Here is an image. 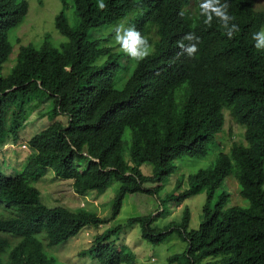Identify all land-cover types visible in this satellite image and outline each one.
<instances>
[{
  "label": "trees",
  "instance_id": "1",
  "mask_svg": "<svg viewBox=\"0 0 264 264\" xmlns=\"http://www.w3.org/2000/svg\"><path fill=\"white\" fill-rule=\"evenodd\" d=\"M257 1L229 0L240 31L228 39L217 20L210 27L203 23L200 0H103L104 10L99 0H73L75 26L66 13L68 0H61L55 26L67 40L58 46L46 33L39 44H20L15 65L3 76L13 52L10 33L26 20L30 4L0 0V161L8 142L26 141L30 149L26 159L16 160L22 168L15 176L0 168L3 226L11 247L2 264H55L46 246L108 223L128 194L156 192L163 177L176 170V160L206 156L223 131L224 107L245 127V141L233 142L211 167L193 173L188 189L179 192L180 181L168 195L181 203L207 191L199 227L189 229V207L179 230L172 224L153 229L150 215L133 217L129 224H140L142 237L153 244L177 230L188 246L170 256L169 264L209 259L205 264H264V50H257L252 39L264 28V9ZM127 16L152 45L143 61H134L114 43L109 47L112 33L89 35ZM193 31L201 38L198 52L176 59V42ZM123 75L127 78L118 88ZM49 99L53 108L45 112L41 106ZM143 164L153 167L152 175L142 172ZM234 167L249 207H226L227 193L213 203L215 190ZM50 172L72 180L79 195L100 193L118 182L111 218L86 206H47L35 184ZM119 232L120 227L108 228L96 235L80 255L95 256L99 264H137L129 245L112 241Z\"/></svg>",
  "mask_w": 264,
  "mask_h": 264
},
{
  "label": "rangeland",
  "instance_id": "2",
  "mask_svg": "<svg viewBox=\"0 0 264 264\" xmlns=\"http://www.w3.org/2000/svg\"><path fill=\"white\" fill-rule=\"evenodd\" d=\"M27 1H29L30 9L26 20L21 25L14 28L10 33L13 52L9 60L4 64L3 76H6L15 65L20 44H39L46 33H51L53 41L58 46L67 40L55 26V17L63 9L61 0ZM256 5L259 9H264V0H258ZM68 7L69 9H67L66 13L71 25L75 26L77 18L72 8L73 0H68ZM131 16L125 17L112 26L107 25L91 29L89 30V35L92 38L98 36L106 37L109 33H112V40L106 42L107 45L112 44L114 39V32L112 29L123 21L131 25ZM100 33L104 34L100 35ZM103 59L104 58L100 61L102 62ZM132 69L133 67L130 70ZM123 77L124 79L122 78L117 82L118 88H122L123 83H125V78H127V76L123 75ZM41 107L45 112L52 110V100H47ZM225 108L226 107H224L225 122L223 131L217 134L215 136L216 140L210 143L209 151L206 156L184 157L176 160V170L163 177L160 183L161 186L156 192L128 194L123 200L118 215L112 218L108 223L100 227H85L76 236L70 238L67 243L58 246H46L47 253L55 258V264H99L95 256L90 254L81 256L80 252L92 245L96 235L104 232L108 228L116 227H120V232L113 236L112 241H115L118 246L123 244L129 245L136 253L137 264H169L168 258L170 256L185 252L188 244L180 237L177 231L182 229L179 224L183 218V211L185 207H189L190 209L191 218L189 229L198 228L201 217L203 216L204 205L207 202V191L204 190L202 193L194 195L181 203L171 201L168 195L175 191L180 181L182 182V187L179 192L188 189L190 187L189 178L193 173L200 169L211 167L220 151L230 152V146L233 142L245 141V127L236 122L232 118L230 111ZM34 116L35 115H33V117ZM8 144L1 149L3 153L2 159L4 161H0V168L7 175L15 176L18 167L19 169L22 168V162L16 164V160H18V158L23 160L26 159V149L29 151L30 149L26 141L18 142L17 145H10L11 142H8ZM12 146H14V148ZM23 147H25V149H23ZM5 162L8 164L13 163L17 168L13 166L9 167ZM140 168L147 176L153 173V167L149 164H143ZM237 172L238 169L234 167L228 173L221 186L215 190L213 203H215L222 193H227L229 197L226 201V207L250 206L249 201L240 193L241 187ZM35 185L41 191L42 201L49 207L64 206L76 209L80 206H86L99 216L108 219L112 216L114 200L120 186L118 182L114 181L103 192L98 193L96 191H90L86 195H79L76 194L73 189L72 180L58 179L53 172H50L46 178L44 177L41 179V182ZM147 187L152 188L154 186L148 183ZM145 215L151 216V227L153 229L170 227L172 224L177 230L172 232L163 243L153 244L142 237V227L140 224H129V219ZM44 236L45 235H42L40 239L46 244L47 240ZM183 258L184 256L181 257V260ZM172 264H178V262Z\"/></svg>",
  "mask_w": 264,
  "mask_h": 264
},
{
  "label": "clouds",
  "instance_id": "3",
  "mask_svg": "<svg viewBox=\"0 0 264 264\" xmlns=\"http://www.w3.org/2000/svg\"><path fill=\"white\" fill-rule=\"evenodd\" d=\"M198 6L199 15L203 17V23L205 25L210 27L213 20H217L228 39H232L239 33V25L234 22L236 17L229 12V0H200ZM106 7L107 5L103 0H99L98 8L104 10ZM180 16H184L183 11L180 13ZM112 31L114 32V45H118L119 48L134 61H143L152 54L153 49L152 45L149 43V39L134 25L127 24L126 21H123L116 25ZM252 39L255 41L254 47L257 50H264V28L253 33ZM176 43L177 47L180 49V51L176 53V59H179L182 55L194 57L199 50L201 38L193 31L184 34ZM108 46L111 47L113 44H109ZM10 145H12V143ZM17 163L16 161V164ZM3 206L4 203H0V264L7 259L9 254L8 251L11 249L10 245L7 243V232L3 226V211H6Z\"/></svg>",
  "mask_w": 264,
  "mask_h": 264
}]
</instances>
